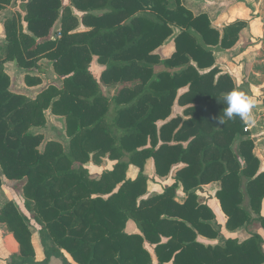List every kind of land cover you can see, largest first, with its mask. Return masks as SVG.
<instances>
[{"label":"trees","instance_id":"obj_1","mask_svg":"<svg viewBox=\"0 0 264 264\" xmlns=\"http://www.w3.org/2000/svg\"><path fill=\"white\" fill-rule=\"evenodd\" d=\"M15 1L0 0V12ZM22 1L24 15L2 21L0 173L20 184L41 228L42 258H36L29 219L7 202L0 224L17 250L4 264H48L51 258L152 264L153 256L157 264H264L257 234L241 243L198 240L219 236L213 213L195 194L211 183L219 184L215 197L227 231L254 221L264 229V171L253 140L239 117L215 124L227 107L224 95L235 89L211 49L233 48L245 22L219 31L181 0H69L83 13L80 22L63 0ZM79 23L85 31L77 32ZM170 37L174 52L160 59L155 51ZM93 58L103 67L98 81L89 71ZM41 60L62 77V86L49 85L34 98L13 92L4 64L14 62L34 87L42 83L31 73L43 72ZM158 66L163 70L155 73ZM101 85L118 88L107 98ZM46 110L63 117L66 149L34 133L45 126ZM103 158L115 161L113 169L92 176L85 165ZM148 160L157 177H172L162 194L147 195ZM128 165L139 170L134 180L125 176ZM179 186L182 203L174 196ZM129 222L136 232L126 230Z\"/></svg>","mask_w":264,"mask_h":264},{"label":"crops","instance_id":"obj_2","mask_svg":"<svg viewBox=\"0 0 264 264\" xmlns=\"http://www.w3.org/2000/svg\"><path fill=\"white\" fill-rule=\"evenodd\" d=\"M17 3H20L19 0H17ZM181 3L187 10H189L194 15L205 14L209 18L211 26L219 31H222L223 28L234 22H245V27L241 30L239 34V40L233 48L223 50L217 47H213L211 49L213 52V57L215 59V66L220 70L221 73L228 74L231 77L234 83L235 90H240L244 93L245 91L250 90L254 96L258 91L263 90L264 81L261 80L260 77L261 75L264 76V0H181ZM11 6H13V8L18 9V12H20L18 5L16 6L15 4H13ZM11 6H7L5 10H2L0 12V14L11 11L13 9L10 8ZM18 12L17 10H14L12 14H18ZM3 16H0V34H3ZM3 44L4 38L3 41H0V53ZM169 48H171L169 52L170 56L174 52L173 37ZM41 62L47 63L46 60H41ZM91 63L96 64L95 58H93ZM41 64L43 65L44 63ZM7 66H9L10 69L14 68V70H11V73H8L6 71ZM4 69L6 74L10 77V89L13 92L24 94L30 98L36 97L37 94L34 97L29 96L28 91L32 88H39L38 86L28 87L26 84H24L25 80L24 83L21 85L18 83L19 76L23 73L22 69L18 68L14 62L5 63ZM102 70L103 67L101 68L99 75L101 74ZM93 77L96 80H99L98 77L96 78L94 75ZM22 79H24V77ZM243 80L246 81L248 84L239 85V82H242ZM14 84L16 86L15 90L12 89ZM254 101L255 104H259L257 97L256 100L254 99ZM260 102L264 107V102L262 100H260ZM174 110L175 113H178L180 111V109L178 108H175ZM255 113L256 110L253 109V123H248L247 121H244V123L245 128H247L246 130L249 132L250 138L253 140L254 143L253 153L260 159L261 170L264 171V155L263 153H261V151H259V148H261V150L264 152V131L259 133L258 126L261 125L259 124L257 120L258 117L255 116ZM169 180L170 182H173L170 176ZM218 189V183H211L201 187V190H199L198 193L200 194V199H204L203 201L206 202L207 207L212 210L213 214L215 215V220L217 221V224L222 225L221 234L223 235V237L225 239H234L241 243L249 239L253 234H257L262 239L261 246L264 251V229L260 226L259 223H257L256 226H243L234 232H229L225 229V220L220 214L221 212H219V206L215 197ZM176 192L177 196H175V200L179 203H182L185 199V193L183 192L180 186L176 189ZM261 215L264 216V200L262 202ZM129 224L130 222L127 225V231ZM129 230L130 231L128 232H136L134 224L130 226ZM218 237L217 239L210 241L203 238H198V240L200 242H203L204 244H217L216 242L220 241V237ZM11 239L15 244L16 251L17 245L12 235ZM149 252L153 255V252H151V250H149ZM7 257L8 256L3 257V260L1 262L2 264H4V260ZM48 264H61V262L56 258H51ZM152 264H157V261L154 256Z\"/></svg>","mask_w":264,"mask_h":264},{"label":"rangeland","instance_id":"obj_3","mask_svg":"<svg viewBox=\"0 0 264 264\" xmlns=\"http://www.w3.org/2000/svg\"><path fill=\"white\" fill-rule=\"evenodd\" d=\"M19 4L17 3V0L15 1V5L19 6L20 12H18L19 10L16 8H13V6H11L10 8H13L11 11H8L7 13H1L0 16L2 17L3 15V19L6 17H9L10 15H12L14 10H17L18 14H20L21 16L24 15V11L22 10V6L24 5V1L19 0ZM63 4L64 5H71L69 0H63ZM13 5V4H12ZM73 15L79 20L83 15V13L77 11L73 6H70ZM5 10V9H4ZM23 27H25V24L23 23ZM57 28V27H56ZM58 29V28H57ZM77 32L79 31H85L86 28H84L81 23H79L78 27H77ZM178 33V30L174 31V35H176ZM3 34H0V41H3ZM172 42V37L168 38L161 47H159L156 51L155 54L157 56H159L160 59H166L169 58V52L171 50V48H169L170 44ZM44 63L42 65L43 68V72L39 73V72H35L32 71V75L34 76H38L39 78H41L42 83L40 85H38L39 88H32L30 89L29 92V96L34 97L37 93H39V91L49 85H54L57 87H61L62 86V77L57 76L55 73L52 72L51 68H50V63H46V62H41ZM101 66L97 65L95 63H91L89 66V70L90 72L97 78H99V72L101 70ZM11 70H14V68H9V66H7L6 71L8 73H11ZM163 69L162 67L158 66L155 68V73H159L161 72ZM23 73L20 74L19 76V84H23L25 79H22L25 75V71H22ZM99 75V76H98ZM261 80L264 81V76L261 75L260 77ZM98 81V80H97ZM262 83V82H261ZM25 84V83H24ZM243 84H248L246 81H242L239 82V85H243ZM101 91L102 94L107 97V98H111L118 87H105L103 85H101ZM13 90L16 89L15 84L13 85ZM245 94L251 96L252 98H254L256 100L259 101V104H255L254 109L256 110L255 116L258 117V122L261 126H258L259 129V133L264 131V110H263V106L262 103L260 102V100H262L264 102V89L258 91L255 96L253 95V93L249 90L245 91ZM259 109V111H258ZM258 111V112H257ZM45 118H46V124L43 128L41 129H35L34 133H39L42 134L44 136V140L48 141V140H54V141H58L60 143H62V145L65 147V149L68 146V137H66L65 134V121L63 119V117H59V116H54L50 113L49 110L45 111ZM259 151H261V153L264 152L261 150V148H259ZM115 161H110L107 160L105 158H103L101 160L100 163H93L92 161H89L85 167L87 170H89L90 174L94 177H98L99 175H101L104 172H110L113 169V165H114ZM264 163V162H263ZM139 170L135 167H133L132 165H128L126 170H125V176L127 179L130 180H134L136 178V176L138 175ZM143 174L144 176L147 178V195L148 196H152V195H157V194H162L164 189L168 186H170L172 184V182H170L169 180V176L165 177V178H159L155 175L154 173V168H153V164L151 160H148L144 166L143 169ZM170 178L172 179V177L170 176ZM0 180H1V186H0V208L1 206H3L5 203L7 202H12L13 204L16 205L17 209L29 219V228L30 231L32 233V242H33V248L35 250L36 256L38 259L42 258V251H41V246L39 243V238H38V231L41 229L40 226H38L36 224V222L31 219V213L27 210V208L25 207V199L23 197V194L21 192V188H20V184L15 183V182H11L6 180L3 175L0 173ZM19 185V186H18ZM201 190L198 189L196 191V196L199 200L200 203L205 204L206 202H204V199H200V194L198 193V191ZM177 192L175 191L174 196H177L176 194ZM204 198V197H202ZM178 199V198H177ZM207 206V205H206ZM209 208V207H208ZM210 209V208H209ZM219 209V208H218ZM211 210V209H210ZM212 212V210H211ZM220 212V209H219ZM213 213V212H212ZM221 214V213H220ZM214 215V214H213ZM222 215V214H221ZM223 219L225 220L224 216L222 215ZM215 215H214V223L215 226L218 229L219 232V237H220V241L216 242V243H222L221 240H224L225 238L223 237V235L221 234V228L222 225L217 224V221L215 220ZM258 222L254 221L253 223H251L250 225L256 226ZM133 223L130 222L129 227H128V231L130 226ZM226 229V228H225ZM127 230V227H126ZM134 230V229H133ZM132 230V231H133ZM218 237V238H219ZM145 247L149 250H151V252H153L152 247L146 246ZM148 250V251H149ZM13 251H15V244L13 243L12 239H11V235L6 231L5 227L2 226L0 224V264H2V260L3 257L9 256ZM70 260V258H68ZM60 261V260H59ZM61 262V261H60ZM62 264V263H61Z\"/></svg>","mask_w":264,"mask_h":264},{"label":"clouds","instance_id":"obj_4","mask_svg":"<svg viewBox=\"0 0 264 264\" xmlns=\"http://www.w3.org/2000/svg\"><path fill=\"white\" fill-rule=\"evenodd\" d=\"M224 104L227 107L223 108V116H218L215 124L222 126L226 119L231 120L239 117L242 121L253 123L252 110L255 107L254 99L240 90H232L226 93L223 97Z\"/></svg>","mask_w":264,"mask_h":264},{"label":"built area","instance_id":"obj_5","mask_svg":"<svg viewBox=\"0 0 264 264\" xmlns=\"http://www.w3.org/2000/svg\"><path fill=\"white\" fill-rule=\"evenodd\" d=\"M58 37H60V34H57L56 36H54L52 39H55V38H58ZM247 128H245V130H246Z\"/></svg>","mask_w":264,"mask_h":264}]
</instances>
